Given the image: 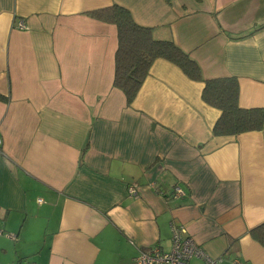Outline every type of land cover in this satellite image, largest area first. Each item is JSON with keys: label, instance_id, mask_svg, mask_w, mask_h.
<instances>
[{"label": "crops", "instance_id": "0c3cea01", "mask_svg": "<svg viewBox=\"0 0 264 264\" xmlns=\"http://www.w3.org/2000/svg\"><path fill=\"white\" fill-rule=\"evenodd\" d=\"M113 4L264 108V27L232 37L264 0H0V264H133L170 249L171 222L215 264H264V128L214 136L203 82L163 58L127 104L116 27L88 15Z\"/></svg>", "mask_w": 264, "mask_h": 264}, {"label": "trees", "instance_id": "16d2710c", "mask_svg": "<svg viewBox=\"0 0 264 264\" xmlns=\"http://www.w3.org/2000/svg\"><path fill=\"white\" fill-rule=\"evenodd\" d=\"M88 15L116 27L112 85L124 93L127 104L136 96L153 61L163 58L178 66L189 79L203 82V101L220 111L212 128L214 136L237 135L264 128V108L239 105V85L235 76L204 78L199 64L187 51L171 39L154 38L152 28L136 23L130 11L121 5L113 4L93 10ZM262 27L264 22L232 37H244ZM248 233L264 246V222L249 229Z\"/></svg>", "mask_w": 264, "mask_h": 264}, {"label": "built area", "instance_id": "2783aa9c", "mask_svg": "<svg viewBox=\"0 0 264 264\" xmlns=\"http://www.w3.org/2000/svg\"><path fill=\"white\" fill-rule=\"evenodd\" d=\"M16 26L20 29L26 28L22 21H18ZM128 194L137 196L135 185L128 186ZM184 195L180 186L175 185L169 195L170 199H180ZM41 201V199H38ZM171 247L169 250H160L153 247L147 251H140L134 259L133 264H190L191 258L202 259V264H215L216 259L209 256L203 248L196 243L185 230L184 226L171 222ZM3 232L0 230V234ZM11 236V234H7ZM18 264H31L28 260H21Z\"/></svg>", "mask_w": 264, "mask_h": 264}]
</instances>
